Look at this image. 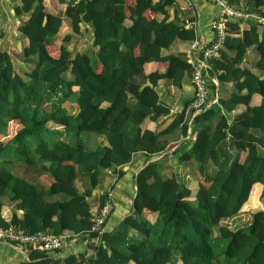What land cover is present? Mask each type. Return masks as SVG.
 <instances>
[{
  "label": "trees",
  "instance_id": "obj_1",
  "mask_svg": "<svg viewBox=\"0 0 264 264\" xmlns=\"http://www.w3.org/2000/svg\"><path fill=\"white\" fill-rule=\"evenodd\" d=\"M225 1L264 15V0ZM58 2L63 16L47 11L43 0L14 1L13 13L21 16L15 30L25 38L17 56L21 73L0 49V228L69 232L82 248L46 252L24 244L26 258L16 264H264V76L240 65L254 44V66L264 67V20L228 19L222 46L204 58L207 100L212 78L229 81L220 104L244 109L213 123L211 105L196 113L193 121L202 124L175 163L192 167V176L147 161L134 174L130 211L105 229L114 182L87 198L100 169L119 178L133 152L164 155L174 144L167 134L177 127L186 133L191 98L159 130L142 122L169 112L155 89L159 80L176 85L190 79V45L175 54L162 50L175 39L195 38L193 17L184 9L178 15L175 0ZM83 36L90 44L78 49ZM255 93L260 101L251 104ZM94 134L106 144L95 145ZM107 199L112 207L97 232L93 212ZM237 213L250 220L222 223Z\"/></svg>",
  "mask_w": 264,
  "mask_h": 264
},
{
  "label": "crops",
  "instance_id": "obj_2",
  "mask_svg": "<svg viewBox=\"0 0 264 264\" xmlns=\"http://www.w3.org/2000/svg\"><path fill=\"white\" fill-rule=\"evenodd\" d=\"M15 0H0V35L7 37L10 35L12 38L11 43H19L20 48L25 43V38L17 33L15 26L19 23L21 16L18 17L13 13L12 6ZM177 7L176 11L178 15L181 16L179 12L180 9H184L186 15H191L193 17L192 25L194 28L195 40L200 43H207L212 38V28L211 23L217 13L216 4L207 0H175ZM44 7L47 11H57L62 16V11L64 8V3L58 2V0H43ZM63 21V20H62ZM66 22H63L65 24ZM90 28L89 26H87ZM9 37V38H10ZM192 40L175 39L172 43L166 47L163 53L184 52ZM90 44V39L84 44L88 46ZM78 45L77 47H79ZM83 46V47H84ZM4 49L9 52V47L4 45ZM13 47V46H10ZM257 57V51L254 44H251L245 48L243 57L240 61V65L247 67L255 73L257 76H264V67L256 68L254 66V61ZM17 61L18 57L16 56ZM215 88L213 94L208 96V105H211L215 111L211 117L209 123H213L220 115L227 116L229 121L233 115L244 109V106L240 103L235 104L232 109L226 110L220 104V100L228 96L231 90V83L229 81H218L212 78ZM160 101L164 102L169 107V112L167 114L159 115L155 120H148L147 118L143 120L142 126L153 130L161 129L167 121L177 112H180L184 106L187 99L192 96V86L189 79L186 78L184 81L173 85L163 80H159L155 86ZM244 92V90H242ZM260 101V95L255 93L251 97V104H257ZM191 117V113L185 109L183 119L186 122V133L182 135L180 129L177 127L171 133L167 134L168 140L174 141V144L164 155H151L147 157L140 151H135L132 153L130 161L123 166V173L119 178H115V172H111L107 167L100 169V181L97 183L95 188L92 189V193L87 198L92 201L95 199L94 193H99L105 190L110 182H114L113 186L108 189V195L113 202V209L108 215L105 222V229H109L116 224V222L125 214H127L131 209V200L134 194L135 185L133 184V177L137 170L149 160H155L160 168H167L173 166L174 169L177 168L182 176V178L192 176L189 170L192 167L183 164H175L176 155L178 152L182 151L188 145L194 136V132L197 127L202 123H195ZM94 144L104 145L106 144V139L101 134H94ZM94 145V146H95ZM74 184L78 190H82V186L79 181L74 180ZM80 185V186H79ZM98 191H95V190ZM241 214L237 213L236 215ZM147 217L152 220V215H147ZM62 248L63 251H75L82 248V244H75L71 242L65 243ZM26 258V253L19 246H13L5 241L0 240V264H16L20 259ZM127 264H133L129 261Z\"/></svg>",
  "mask_w": 264,
  "mask_h": 264
},
{
  "label": "built area",
  "instance_id": "obj_3",
  "mask_svg": "<svg viewBox=\"0 0 264 264\" xmlns=\"http://www.w3.org/2000/svg\"><path fill=\"white\" fill-rule=\"evenodd\" d=\"M217 6V13L212 20V38L207 43H200L195 39L192 40L185 54L191 67L190 84L192 86V96L186 109L193 117L196 113L202 111L207 105V89L204 78V58L212 54L222 46L225 35V23L228 19H244L248 16H255L258 20H264V15H254L235 8L225 0H207ZM200 52L202 56H198ZM112 204L109 199L105 200L99 209L93 212L92 229L100 232L102 223L109 214ZM75 234L62 232L59 235H50L47 232H24L12 228H0V240L5 241L13 246L31 244L38 246L46 252H54L67 242L73 243L76 240Z\"/></svg>",
  "mask_w": 264,
  "mask_h": 264
},
{
  "label": "rangeland",
  "instance_id": "obj_4",
  "mask_svg": "<svg viewBox=\"0 0 264 264\" xmlns=\"http://www.w3.org/2000/svg\"><path fill=\"white\" fill-rule=\"evenodd\" d=\"M63 30H61V32H62ZM60 34V33H59ZM10 35H8L7 37H3V36H1L0 35V49H3L4 47V45H6V46H8L9 47V54H10V57H11V60H12V62H13V64H14V70L17 72V73H21V69H20V63L17 61V59H16V56H18L19 55V51H18V49H19V47H20V44L19 43H11V41H12V38L10 37ZM84 37V36H83ZM75 36H73L72 37V40H75ZM77 41V40H76ZM85 41H86V37H84L81 41H80V43H79V47H77L78 49H83V46H84V44H85ZM10 46H13V47H10ZM67 104V106H70L69 108H68V110L70 111V112H72L73 113V105H71V104H68V103H66ZM84 135H86V134H93V133H90V132H82ZM85 144V143H84ZM85 146L86 147H88V148H90L91 147V145H87V144H85ZM34 173V172H33ZM42 176V175H41ZM44 182H45V185L46 184H48V181H50V176L48 175H46L45 177H44ZM8 189V188H7ZM52 196H54V195H52ZM250 220V215L248 214H246V213H241V214H238V215H233V216H230V217H227V218H224L223 220H222V223H224V224H227V225H230V226H237V225H239V224H245L246 222H248Z\"/></svg>",
  "mask_w": 264,
  "mask_h": 264
},
{
  "label": "water",
  "instance_id": "obj_5",
  "mask_svg": "<svg viewBox=\"0 0 264 264\" xmlns=\"http://www.w3.org/2000/svg\"><path fill=\"white\" fill-rule=\"evenodd\" d=\"M146 84H149V82H148V81H146ZM111 166H113V164H111ZM177 171H178V169H177V168H175V172H177ZM176 178H177V179H179V176H178V175H176ZM95 191H98V190L96 189Z\"/></svg>",
  "mask_w": 264,
  "mask_h": 264
}]
</instances>
